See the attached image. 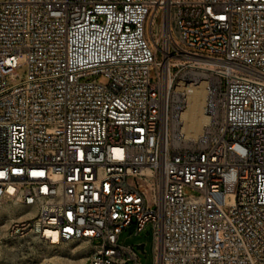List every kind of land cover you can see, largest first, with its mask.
I'll use <instances>...</instances> for the list:
<instances>
[{"label": "built area", "instance_id": "obj_1", "mask_svg": "<svg viewBox=\"0 0 264 264\" xmlns=\"http://www.w3.org/2000/svg\"><path fill=\"white\" fill-rule=\"evenodd\" d=\"M5 203L83 264H141L131 225L154 264H264V0H0Z\"/></svg>", "mask_w": 264, "mask_h": 264}, {"label": "rangeland", "instance_id": "obj_2", "mask_svg": "<svg viewBox=\"0 0 264 264\" xmlns=\"http://www.w3.org/2000/svg\"><path fill=\"white\" fill-rule=\"evenodd\" d=\"M157 19V17H156ZM25 62V58L21 61ZM27 68L23 66L18 73L24 77ZM106 82L105 77L100 78ZM20 207L13 203L0 205V264H83L84 248L87 244L83 241L64 242L54 247L34 236H11V218L17 217ZM7 223V226L4 225ZM122 244H145V249L138 250L141 264H154L153 238L147 231L138 233L135 225H131L120 236ZM78 247V248H77ZM77 248L76 251H71ZM56 254L53 258L50 254ZM83 262V263H82ZM134 264V263H131Z\"/></svg>", "mask_w": 264, "mask_h": 264}, {"label": "bare ground", "instance_id": "obj_3", "mask_svg": "<svg viewBox=\"0 0 264 264\" xmlns=\"http://www.w3.org/2000/svg\"><path fill=\"white\" fill-rule=\"evenodd\" d=\"M160 19H161L160 13H156L155 15H153L149 22L150 28L152 27V29H155L157 32H160L161 29ZM206 104H207L206 84H201L196 89V91L190 95V104L184 114L185 126L183 132L187 137L197 139L203 133L204 127L208 121L206 114ZM19 207H20L19 209L20 212L17 215V217L10 219L11 223L20 219H24L26 217H30L34 214V211L28 207H23V206L22 207L19 206ZM6 226L7 223L4 225V227ZM68 242L71 241H67V243ZM46 243L54 247H57L64 242L59 240V241H54L53 243L55 244H51L50 242H46ZM77 248H72L71 251H76ZM88 250L89 247L87 245L84 248L83 254H86ZM54 255L56 254L52 253L49 256H52L51 258H53ZM85 260H86V256L85 258L82 259V261L84 262Z\"/></svg>", "mask_w": 264, "mask_h": 264}, {"label": "water", "instance_id": "obj_4", "mask_svg": "<svg viewBox=\"0 0 264 264\" xmlns=\"http://www.w3.org/2000/svg\"><path fill=\"white\" fill-rule=\"evenodd\" d=\"M144 247H145V244H140V245L138 246V248H139V249H142V250H144Z\"/></svg>", "mask_w": 264, "mask_h": 264}]
</instances>
